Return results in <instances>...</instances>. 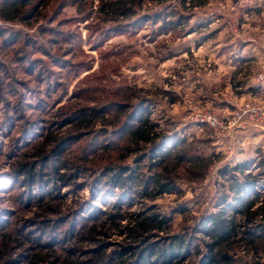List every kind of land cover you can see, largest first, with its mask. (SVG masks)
<instances>
[{"label": "rangeland", "instance_id": "obj_1", "mask_svg": "<svg viewBox=\"0 0 264 264\" xmlns=\"http://www.w3.org/2000/svg\"><path fill=\"white\" fill-rule=\"evenodd\" d=\"M88 1L92 7L76 0H35L15 22L0 20V30H6L0 36V233L14 237L18 247L28 245L7 264H44L45 259L57 264L60 257H52L58 251L64 264L88 261L100 245L115 256L128 243L99 240L107 233L92 229L115 211L116 202L123 217L140 205L142 211L131 214L137 222L155 210L174 213L172 233L147 236L152 244L166 243L186 226L194 227L205 212L217 211L216 198L229 186L220 170L239 163L258 179L248 196L261 193L257 206H264V127L246 113L247 104L264 103L259 78L264 72V0H210L193 10L191 0H166L165 5L146 0L129 23L105 24L98 14L101 0ZM170 5L188 16L187 25L178 26L175 17L162 14ZM15 34L19 37L12 44ZM111 104H126L132 114L152 110L153 119L170 130L160 148L176 133L190 136L198 150L218 154L206 180L185 181L182 196L167 194L155 202L140 198L137 190H128L127 200L120 186L106 188L109 176L98 169L103 152L95 143L103 127L93 133L79 129L76 117L83 109ZM54 151L61 161L47 160ZM138 159L133 155L124 165L134 169ZM22 164L41 173L39 181L29 183L19 172ZM52 164L67 176L65 182L51 174ZM85 190L88 198L79 202ZM69 200L75 209L60 214ZM181 208L188 209L185 215L177 211ZM97 209L105 213L99 221L90 215ZM29 234L48 246H36Z\"/></svg>", "mask_w": 264, "mask_h": 264}, {"label": "trees", "instance_id": "obj_2", "mask_svg": "<svg viewBox=\"0 0 264 264\" xmlns=\"http://www.w3.org/2000/svg\"><path fill=\"white\" fill-rule=\"evenodd\" d=\"M34 1L3 0L0 5V20L15 22ZM49 1L51 0H47ZM76 1L84 8L93 6V2L88 0ZM154 1L162 5L166 3V0ZM209 1L191 0V9L202 7ZM183 2L184 7L185 1ZM144 3L146 0H101L98 10L101 23H129ZM168 8L166 14L162 10L165 17H175L173 23L178 26L188 24L187 15L171 5ZM119 27L122 30L128 28L122 25ZM0 36L5 37L6 30H0ZM18 37L19 34H15L10 40L11 43L17 41ZM171 102H176L174 97H171ZM141 109L143 108L132 114L128 112L126 104H111L110 107L104 105L101 109H83L76 117L78 128H90L92 133L96 131L98 123L112 127L111 131L107 127L101 128L96 132L99 136L95 138V143L99 144L96 150L101 149L103 152L99 156L103 164L98 169L109 176L105 187L109 189L113 184L120 186L127 200L131 198L128 190H137L140 198L155 202L167 194L182 196L184 191L180 185L185 181L191 184L203 183L219 155L198 150L200 148L195 146V142L189 140L190 136L181 138L176 133L171 137L169 145L160 148L166 143L161 141L167 138L170 130L161 129L162 124L153 119L152 110ZM203 126L206 127L205 124ZM113 133L117 135L116 140L112 138ZM99 137L103 138L101 142L97 140ZM88 146L83 150L88 151ZM58 155L59 153L54 151L47 160L51 157L54 162L61 161ZM133 155L139 159L136 167L130 169L124 163ZM83 158V161H86L88 156ZM49 168L51 174L59 177L60 182L67 180V176L60 174L55 164ZM150 170L155 172L149 174ZM246 171V163L221 169L220 176L226 178L229 186L226 193H220L216 198L217 211L205 212L197 219L194 227L186 226L183 232L166 238V243L152 244L147 236L152 231L172 233L174 213L166 214L155 210L152 216L138 221V231L129 232L132 242L121 245L115 256L104 252V246L100 245L96 251L97 255L90 260L69 264H186L191 260V264H261L264 256V206H257L262 199L261 193L248 196L250 188L258 183V179ZM19 172L26 174L27 181L32 184L39 181L41 174L27 164H22ZM224 185L226 187V184ZM112 208L115 211L107 214V222L117 226V222L123 217V208L119 202L114 203ZM187 210L181 208L177 211L185 215ZM90 215L99 221L105 213L97 209ZM96 230L94 227L92 232ZM198 234L203 237L200 238ZM27 239L38 247L48 246L40 244L41 239L30 234ZM68 252L74 253L73 250ZM239 252L244 253V256H238ZM252 257L253 263L249 260Z\"/></svg>", "mask_w": 264, "mask_h": 264}, {"label": "clouds", "instance_id": "obj_3", "mask_svg": "<svg viewBox=\"0 0 264 264\" xmlns=\"http://www.w3.org/2000/svg\"><path fill=\"white\" fill-rule=\"evenodd\" d=\"M43 21H41L42 23ZM260 110L264 112V103L261 104ZM97 128L99 127H109L108 125H97ZM163 124L161 125V129L163 128ZM112 129L109 128V131ZM151 146V145H149ZM80 146H77V152L74 154H78ZM130 162V161H129ZM3 163V159L0 158V164ZM99 174V171L97 172V175ZM119 191V189H117ZM88 198V191L85 190V192L82 194V199L77 198L79 202H82L83 199ZM2 206V205H0ZM76 205L72 203L71 200H69L67 203H65L61 210L60 214H67V212L74 210ZM161 211H166L167 209H160ZM137 211H142V207L140 205H137L136 207L132 208L130 211H127L122 219H120L117 222V227H112L110 223H107V217H105L104 221H101L100 224L95 225V227L101 232V233H107V237H105L103 234L99 235L97 238L99 240H105L108 239L115 243H131L132 240L129 239V232L136 230L137 228V220L133 218L131 215L132 213H135ZM32 213H28L27 216L30 217ZM55 218L54 216L52 217ZM11 229L9 232L11 233ZM123 231V235L120 234V232ZM14 241V237H10L9 239H5V235L3 233H0V264H7L10 260H15L20 253L24 252L26 248H28L27 244H24L23 247H18L16 242ZM34 255H41V256H47V254L44 253H37ZM59 256V260L57 261V264H64V257L63 254L59 251L52 257V259H56V257ZM19 264H28L27 261L21 260ZM35 264H40V261L37 260ZM44 264H50V262L45 259Z\"/></svg>", "mask_w": 264, "mask_h": 264}, {"label": "built area", "instance_id": "obj_4", "mask_svg": "<svg viewBox=\"0 0 264 264\" xmlns=\"http://www.w3.org/2000/svg\"><path fill=\"white\" fill-rule=\"evenodd\" d=\"M263 55H264V50H263ZM259 78L264 82V72L260 74ZM261 104L262 103H255V102L247 104L246 113L251 120L256 122L255 125L264 127V112L260 110Z\"/></svg>", "mask_w": 264, "mask_h": 264}]
</instances>
